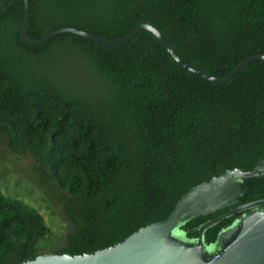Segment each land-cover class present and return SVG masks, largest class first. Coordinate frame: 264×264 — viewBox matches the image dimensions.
<instances>
[{"label": "trees", "instance_id": "1", "mask_svg": "<svg viewBox=\"0 0 264 264\" xmlns=\"http://www.w3.org/2000/svg\"><path fill=\"white\" fill-rule=\"evenodd\" d=\"M24 15V0L0 10V140L32 156L41 180L63 192L69 229L63 245L46 249L55 239L44 216L0 189V264L115 245L166 220L192 187L233 168L253 170L264 155V60L214 83L148 30L111 46L74 33L29 45L20 38ZM141 24L212 76L264 55V0H30L34 39L64 27L118 39ZM243 188L237 203L180 226L184 238L264 198L262 178ZM244 213L209 227L206 245Z\"/></svg>", "mask_w": 264, "mask_h": 264}, {"label": "water", "instance_id": "2", "mask_svg": "<svg viewBox=\"0 0 264 264\" xmlns=\"http://www.w3.org/2000/svg\"><path fill=\"white\" fill-rule=\"evenodd\" d=\"M9 0L0 2V10ZM25 2V15L20 35L29 45H39L62 33H74L96 43L111 46L134 38L143 30L152 32L171 56L184 68L199 77L214 82L229 81L251 62L264 60L256 55L241 61L230 73L217 77L187 63L176 52L164 34L151 24H141L118 39H104L90 32L71 27L57 29L34 39L29 35L30 0ZM264 179V155L253 170L233 168L214 176L186 192L177 202L170 216L161 222L141 227L123 241L92 253L40 254L21 264H264V198L235 206L198 227L199 236L186 239L179 229L197 216H209L215 211L238 202L244 193L243 184L250 178ZM245 212L230 227L222 230L213 245H206L205 231L234 214Z\"/></svg>", "mask_w": 264, "mask_h": 264}, {"label": "rangeland", "instance_id": "3", "mask_svg": "<svg viewBox=\"0 0 264 264\" xmlns=\"http://www.w3.org/2000/svg\"><path fill=\"white\" fill-rule=\"evenodd\" d=\"M35 166L32 156L14 154L0 140V189L5 195L33 206L44 216L55 239L46 249L54 250L65 243V232L69 229L61 215L63 192L41 180Z\"/></svg>", "mask_w": 264, "mask_h": 264}]
</instances>
